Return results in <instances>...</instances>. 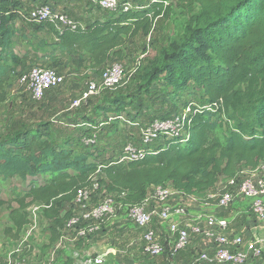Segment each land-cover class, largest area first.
<instances>
[{
	"label": "trees",
	"instance_id": "trees-1",
	"mask_svg": "<svg viewBox=\"0 0 264 264\" xmlns=\"http://www.w3.org/2000/svg\"><path fill=\"white\" fill-rule=\"evenodd\" d=\"M32 1L0 0V101L10 81L19 80L31 66L64 68L77 82L99 75L108 63L123 57L129 40L148 35L154 20L167 16L175 4L188 15L185 34L153 56L152 67L141 75V86L150 89L157 84L170 100L182 99L181 112L189 107L188 138L159 137L147 145L142 158L121 160L120 143L115 142L114 152L107 150L96 130L106 123L115 129L118 123L137 129L145 124L136 115L124 116L125 97L94 103L90 121L84 113L83 124L71 126L77 127V137L60 138L58 124L51 121L30 126L13 120L0 136V179H48L32 184L22 195L16 193L15 205L0 197V210L6 206L12 228L19 232L31 224L26 207L33 204L39 225L49 233L44 248L54 245L72 215L77 190L88 186L92 176L98 192L114 194L118 203L133 206L157 185L203 196L264 161V0H144L141 8L133 0H119L134 7L107 14L85 2L88 12L100 13L78 16L75 27L62 29L48 20H26ZM17 35L31 41L40 38L39 50L14 52ZM91 128L94 133L87 132ZM84 133L95 135V142L85 143ZM74 243L78 247V241Z\"/></svg>",
	"mask_w": 264,
	"mask_h": 264
},
{
	"label": "built area",
	"instance_id": "built-area-1",
	"mask_svg": "<svg viewBox=\"0 0 264 264\" xmlns=\"http://www.w3.org/2000/svg\"><path fill=\"white\" fill-rule=\"evenodd\" d=\"M75 1V0H72ZM81 2H92L104 13L117 12L118 10H126L132 8L130 2L120 3L119 0H78ZM89 6H86L88 8ZM26 20L53 22L55 27L62 29L65 26L75 27L76 20L66 10L56 9L51 4L41 3L33 0L27 8L24 15ZM125 71L123 65L116 60L108 63L95 79H90L87 87L75 97L69 109L74 110L82 107L90 96L106 90H114L123 83ZM64 79V74L56 68H47L42 66H31L27 68L19 78V84L26 89L33 98H43L46 92L60 85ZM67 108V109H68ZM209 108V107H208ZM189 107L182 110L181 113L175 114L164 119H154L147 121L143 126L133 124L139 128V136L132 139L125 136V139L119 141L121 160L139 159L146 152L147 145L151 144L156 138L164 136H179L182 141L188 138L186 131V114ZM120 118L122 116L120 115ZM79 123H69L70 126H80ZM102 124V123H101ZM88 126V124H85ZM96 127V126H95ZM85 143L95 142V135L89 137L84 136ZM96 177L92 176L91 183L79 188L73 199V210L71 217L64 225L62 232L71 231L73 233L72 242L89 238L94 232V221L113 216L119 208L123 209L125 216L134 221L140 228H143V250L149 255H160L165 251L166 242L160 232L153 227L155 217L165 219L172 214H181L184 212L183 207H168L166 205L159 209L147 208L146 199L133 206H126L115 200L114 194L104 191H97ZM151 190V189H150ZM170 186H153L152 193L160 203H163L171 194ZM177 191V190H176ZM91 192L100 195V199L96 203H91ZM149 193V192H148ZM217 197L216 204L225 208L238 195L251 199L249 214L259 222H264V161L253 171H241L235 176L226 180L220 187L214 190ZM148 195V194H147ZM212 195H209L211 197ZM38 208L35 206V209ZM227 220L217 217L214 214L205 216L204 225H194L192 230L206 236L214 237L215 248L212 251L196 250L193 254L194 264H213V263H233L239 264L247 260V253L240 250L242 237L240 235L231 238L223 234H215V230L227 228ZM170 231L174 234V239L170 243L172 253L179 251L187 246L190 240L189 231L179 226L177 223L169 225ZM30 232H27L29 234ZM254 243L251 244L252 254L254 256H262L264 251V241L259 237H255ZM90 264H103L100 256H89ZM46 264H55L54 258L49 257Z\"/></svg>",
	"mask_w": 264,
	"mask_h": 264
},
{
	"label": "rangeland",
	"instance_id": "rangeland-1",
	"mask_svg": "<svg viewBox=\"0 0 264 264\" xmlns=\"http://www.w3.org/2000/svg\"><path fill=\"white\" fill-rule=\"evenodd\" d=\"M133 1L136 8H141L142 5L140 4L144 2V0ZM181 9V7L172 4L170 13L167 16L158 17L154 20L153 28L148 35L141 33L129 40L125 47L124 55L120 58L123 62L116 59V61L123 65L125 71L122 85L114 90L95 94L82 107L74 110L68 108L72 100L87 87L90 79H95L96 76L77 82L72 76L68 75L67 71L62 70L64 68L59 67L58 70L64 74V79L60 85L53 88L57 91L55 93H59V95H54V97L59 98L52 100V102L46 99V94L40 99L33 98L19 84L18 79L15 78L10 81V85H8L5 91H2L4 99L0 101V136L7 131L10 122L17 119L30 126L41 121H51L52 124H58L57 131L60 138L66 136L77 137L80 134L77 127H71L66 124L83 121L84 119L80 116L84 113L87 114L86 121H90L92 118L91 113H94L93 104L103 101L104 97H125L128 103L126 104V109L123 110L124 116L132 118L136 115L138 121L141 123L153 120V118L159 115L181 112L180 102L182 99L175 102L170 100L165 93H162L156 87L157 84H153L150 89L141 86L143 83L141 75L147 67H152L150 63L153 56L158 55L160 50L166 47L170 40L181 38L185 34L188 15ZM93 14H97V11L93 10ZM77 16H74V19L78 21ZM39 42L40 38L31 41L22 35H17L14 38L12 48L18 54L35 52L39 50ZM75 114H78L77 118H75ZM99 115L102 117V112ZM126 121L128 122V120ZM106 124L109 125H104L97 129L96 134L98 141H101L100 145L102 147L106 146L107 150L112 152L116 149L114 146L115 142H123L125 136L133 140L139 136V130L136 127H125L123 123H118L119 127L115 129L112 124ZM132 124L138 123L134 122ZM121 127H124L126 131L123 132ZM87 132L94 133L92 128ZM87 135L83 134V136ZM46 179H48V176L27 177L23 181L17 177L8 180L0 179V197L10 202V205H15L16 202L13 197L16 193L22 195L29 186L32 184H42ZM26 210L31 217V224L19 232L11 227L12 223L8 219L6 206L0 210V264H23L24 261L27 264H38L41 261L42 250H44V245L49 241V233L44 232L42 226L39 225L37 208L35 209V206L29 203ZM27 232L30 233L27 234ZM15 255L20 256L19 259Z\"/></svg>",
	"mask_w": 264,
	"mask_h": 264
},
{
	"label": "crops",
	"instance_id": "crops-1",
	"mask_svg": "<svg viewBox=\"0 0 264 264\" xmlns=\"http://www.w3.org/2000/svg\"><path fill=\"white\" fill-rule=\"evenodd\" d=\"M46 1L56 9L68 11L73 18L77 15H93V11L88 12L84 2L78 0ZM30 3L27 4V7ZM120 62L123 61L120 60ZM62 70L67 71L66 69ZM55 92L57 91L53 88L49 89L46 92V99L50 102L57 100L59 97L55 98L54 95H59V93ZM150 189L145 202L147 208L159 209L164 205L184 208V212L181 214H172L165 219L156 216L154 219L153 227L160 232L166 242L163 254L154 256L144 252L143 228L127 218L123 209L119 208L113 216L95 220L93 234L89 238L79 240L76 248L75 243L72 242L73 233L71 231L62 232L57 243L42 250L41 261L38 264H46L49 257L54 258L55 264H90L89 256H100L103 259V264H194L193 254L196 250L212 251L215 248L214 237L192 230L194 225H204L205 216L211 213L226 219L228 223L227 228L215 230V234H223L229 238L237 235L242 237L240 250L248 255L246 264H264V251L260 257L252 254L253 239L259 237L264 241V222L257 221L249 214L250 198L238 195L228 207L222 208L216 204L217 197L213 194L215 189L203 196L183 194L172 190L170 196L160 203L151 194L152 187ZM209 195L212 196L209 197ZM99 199V194L91 192V203L94 204ZM171 223H177L186 228L190 234L187 246L175 253L170 250V243L174 239V234L169 229ZM23 264H27V262L24 261Z\"/></svg>",
	"mask_w": 264,
	"mask_h": 264
}]
</instances>
